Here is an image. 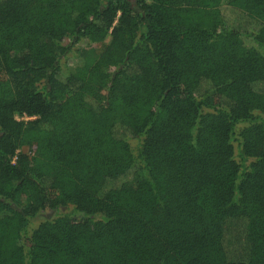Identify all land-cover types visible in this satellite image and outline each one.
<instances>
[{
  "label": "trees",
  "instance_id": "trees-1",
  "mask_svg": "<svg viewBox=\"0 0 264 264\" xmlns=\"http://www.w3.org/2000/svg\"><path fill=\"white\" fill-rule=\"evenodd\" d=\"M148 1L0 0V264H264V0Z\"/></svg>",
  "mask_w": 264,
  "mask_h": 264
},
{
  "label": "rangeland",
  "instance_id": "rangeland-1",
  "mask_svg": "<svg viewBox=\"0 0 264 264\" xmlns=\"http://www.w3.org/2000/svg\"><path fill=\"white\" fill-rule=\"evenodd\" d=\"M149 1H151V0H149ZM149 1H148V2H149ZM109 41H110V37L107 38V40H106L105 43H109ZM82 46L84 47V45H82ZM102 46H103V44H98V45H95V46H93V47H94L95 51L98 53V52H100ZM71 57H72V56H71ZM257 115H260V116H262V117L264 118V114H262V113H257ZM17 119H18L19 121H27V120H26V116H24V117H20V116H18ZM241 128H242V127H240L239 129H241ZM132 144H133V145H136V144H138V142L133 141ZM25 150H26V149H25ZM52 213H53L52 211H49V212H47L46 214H47L48 216H51ZM37 221H40V220H37Z\"/></svg>",
  "mask_w": 264,
  "mask_h": 264
},
{
  "label": "built area",
  "instance_id": "built-area-1",
  "mask_svg": "<svg viewBox=\"0 0 264 264\" xmlns=\"http://www.w3.org/2000/svg\"><path fill=\"white\" fill-rule=\"evenodd\" d=\"M31 119H32V118H28V117H26V120H27V121H29V120H31Z\"/></svg>",
  "mask_w": 264,
  "mask_h": 264
}]
</instances>
